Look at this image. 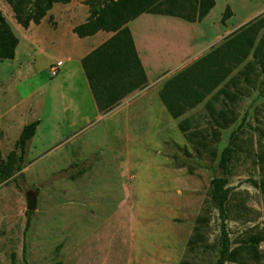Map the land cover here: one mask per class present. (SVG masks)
<instances>
[{"label":"rangeland","instance_id":"1","mask_svg":"<svg viewBox=\"0 0 264 264\" xmlns=\"http://www.w3.org/2000/svg\"><path fill=\"white\" fill-rule=\"evenodd\" d=\"M226 8L231 14L221 24ZM0 11L19 36L3 0ZM262 16L264 0H215L208 18L198 26L200 34L208 36L197 54L190 50L197 32L189 31L188 39L183 26L189 24L179 19L171 21L181 28L164 25V18H159L143 32L148 50L182 53L183 61L190 62ZM61 57L49 46L35 49L29 56L21 51L20 65L0 62L3 160L14 149L22 128L38 122L25 147L23 169L0 183V264H213L218 254L219 220L209 201V185L218 174L217 162L208 156L197 158L177 127L179 121L194 117L191 128L211 133L212 125L200 118L202 105L177 120L166 113L153 125H142L149 120L142 113V118L131 119L127 132L124 124L116 127L103 121L96 128L85 126L79 133H67L62 122L65 111L60 109L51 116V103H38L41 94L46 96L47 86L59 84L65 66L55 78H50L48 67ZM45 82L46 88L37 90ZM61 92L65 94V85ZM216 108L220 109L219 104ZM236 114V124L219 130V141L212 144L221 150L245 116L239 151L228 177V235L231 248L240 254L238 264H264V185L259 184L264 172L258 164V155L264 152L260 136L264 132V95L259 93L258 81L239 98ZM27 191L36 195L28 226ZM204 212L207 247L191 252L187 243L197 217Z\"/></svg>","mask_w":264,"mask_h":264},{"label":"trees","instance_id":"2","mask_svg":"<svg viewBox=\"0 0 264 264\" xmlns=\"http://www.w3.org/2000/svg\"><path fill=\"white\" fill-rule=\"evenodd\" d=\"M11 9L15 23L22 29L31 24L39 25L56 4L65 5L70 0H3ZM88 18L73 29L78 38H87L98 32L112 36L81 60L88 86L97 110L108 113L131 93L145 88L147 79L137 56L127 24L143 14L177 18L194 24L202 22L215 6V0H85ZM224 10L221 24L230 17ZM18 38L0 11V62L13 60ZM251 59L243 69L233 71ZM264 16L255 20L236 35L212 48L206 55L164 82L159 99L167 114L174 120L202 105V119L212 125L211 133L191 128V119L179 121L178 130L192 145L197 158L208 156L215 160L217 175L209 185V201L217 211L219 220L218 254L213 264H238L240 254L231 248L227 221L229 219L228 177L230 165L239 151V133L245 121L229 135L227 144L217 150L212 146L219 141V130H227L236 124V104L248 88L259 82V93L264 95ZM247 87V88H246ZM219 104V108L216 105ZM38 122L24 126L14 149L2 159L0 152V183L7 181L23 169V155L27 142L34 136ZM193 129L192 131H190ZM264 138V132H260ZM178 149V148H177ZM184 156L189 154L180 149ZM260 170L264 172V152L258 155ZM189 171L192 167L188 166ZM256 184V183H255ZM264 185V176L260 179ZM27 213V226L30 222ZM205 212L200 214L188 240L189 251L207 247L204 226Z\"/></svg>","mask_w":264,"mask_h":264},{"label":"crops","instance_id":"3","mask_svg":"<svg viewBox=\"0 0 264 264\" xmlns=\"http://www.w3.org/2000/svg\"><path fill=\"white\" fill-rule=\"evenodd\" d=\"M84 1L70 0L65 5H54L39 25L31 24L27 29H22L16 24L20 34L16 36L18 38V45L15 49L13 60L8 61L9 64H13V66L16 64L20 65L18 62H21L19 58L21 51H24L29 56L35 49L44 50L45 47L51 46L61 53L62 57L60 61L63 63L62 67L65 66V70L60 74L59 84L48 87L45 82L37 90H41V88L44 86L46 88L47 86L46 96L42 97L41 94L39 96L40 98H38V103L47 102L46 100H48L51 103L49 108L51 116L60 112V109L65 111V117H63L62 122L67 133H79L85 126L96 128V126H101L103 121H111L116 127L124 124L126 125L127 132L131 124V119L136 117L142 118L143 116L140 115L142 113L149 119L145 122L143 121L142 125L144 123L153 125L154 121L158 122L167 113L159 99V92L164 82L206 55L212 48H208V50L197 55L192 61L184 62L182 53L179 55H173L171 52L160 54L156 51L148 50L146 46L148 44L147 37L143 32V28L147 27L148 23L154 22L155 20L159 21V18H164V25L170 24L173 28L176 26H180L179 28H181V25L171 21V19L177 18L143 14L129 22L127 28L131 34L137 56L145 72L147 84L145 88L128 95L118 106L104 116L97 110L81 67V60L91 51L106 42L112 36V33L98 32L91 37L82 39L73 33V29L84 24L89 16L87 6L83 4ZM208 15L204 20L208 18ZM202 22L194 24L187 23L189 24L188 26H183L188 34V39L189 31L193 30L197 32V41L193 49L189 48L187 41L188 49L193 50L196 54L203 48V43L207 40L205 37L208 36L205 33L200 34V27L198 26ZM150 25L152 26L153 23ZM151 43H154V41L152 40ZM25 66L26 63L18 70L17 77H20ZM63 85H65V94L61 92ZM59 101L65 102L60 103L59 106H55ZM52 126L55 129L59 127L57 123H53Z\"/></svg>","mask_w":264,"mask_h":264},{"label":"water","instance_id":"4","mask_svg":"<svg viewBox=\"0 0 264 264\" xmlns=\"http://www.w3.org/2000/svg\"><path fill=\"white\" fill-rule=\"evenodd\" d=\"M26 199V210L28 212H33L36 209V195L32 191H27L25 193Z\"/></svg>","mask_w":264,"mask_h":264},{"label":"built area","instance_id":"5","mask_svg":"<svg viewBox=\"0 0 264 264\" xmlns=\"http://www.w3.org/2000/svg\"><path fill=\"white\" fill-rule=\"evenodd\" d=\"M63 66V63L61 61H56L55 63H52L48 67V74L50 78H55L59 75V72Z\"/></svg>","mask_w":264,"mask_h":264}]
</instances>
